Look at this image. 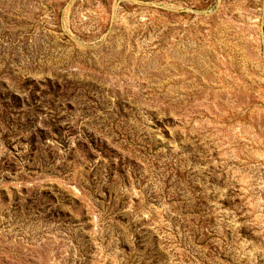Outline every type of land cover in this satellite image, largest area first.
<instances>
[{"label":"rangeland","instance_id":"374dc122","mask_svg":"<svg viewBox=\"0 0 264 264\" xmlns=\"http://www.w3.org/2000/svg\"><path fill=\"white\" fill-rule=\"evenodd\" d=\"M0 264H264V0H0Z\"/></svg>","mask_w":264,"mask_h":264}]
</instances>
